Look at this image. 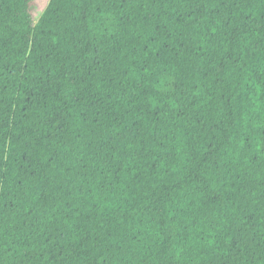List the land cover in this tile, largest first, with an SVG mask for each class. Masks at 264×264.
<instances>
[{"label":"trees","instance_id":"obj_1","mask_svg":"<svg viewBox=\"0 0 264 264\" xmlns=\"http://www.w3.org/2000/svg\"><path fill=\"white\" fill-rule=\"evenodd\" d=\"M0 0V264H264V0Z\"/></svg>","mask_w":264,"mask_h":264},{"label":"rangeland","instance_id":"obj_2","mask_svg":"<svg viewBox=\"0 0 264 264\" xmlns=\"http://www.w3.org/2000/svg\"><path fill=\"white\" fill-rule=\"evenodd\" d=\"M46 2H47V0H36V7L33 10V15L35 17V20L37 19V17L39 16L40 12L44 8Z\"/></svg>","mask_w":264,"mask_h":264}]
</instances>
